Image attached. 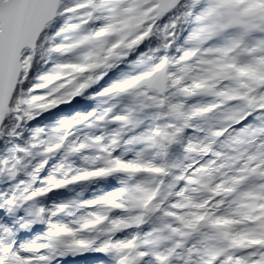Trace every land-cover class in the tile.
Instances as JSON below:
<instances>
[{
  "label": "snow or ice",
  "instance_id": "snow-or-ice-1",
  "mask_svg": "<svg viewBox=\"0 0 264 264\" xmlns=\"http://www.w3.org/2000/svg\"><path fill=\"white\" fill-rule=\"evenodd\" d=\"M264 264V0H0V264Z\"/></svg>",
  "mask_w": 264,
  "mask_h": 264
},
{
  "label": "rangeland",
  "instance_id": "rangeland-1",
  "mask_svg": "<svg viewBox=\"0 0 264 264\" xmlns=\"http://www.w3.org/2000/svg\"><path fill=\"white\" fill-rule=\"evenodd\" d=\"M93 257L90 254H85L82 257L76 258L77 264H90Z\"/></svg>",
  "mask_w": 264,
  "mask_h": 264
}]
</instances>
